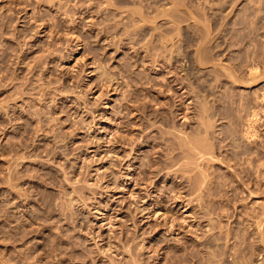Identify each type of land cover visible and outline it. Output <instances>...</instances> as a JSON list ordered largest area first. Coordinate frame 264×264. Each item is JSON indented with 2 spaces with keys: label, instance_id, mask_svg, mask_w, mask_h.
<instances>
[{
  "label": "rangeland",
  "instance_id": "1",
  "mask_svg": "<svg viewBox=\"0 0 264 264\" xmlns=\"http://www.w3.org/2000/svg\"><path fill=\"white\" fill-rule=\"evenodd\" d=\"M52 1L0 0V264H264V0Z\"/></svg>",
  "mask_w": 264,
  "mask_h": 264
},
{
  "label": "bare ground",
  "instance_id": "2",
  "mask_svg": "<svg viewBox=\"0 0 264 264\" xmlns=\"http://www.w3.org/2000/svg\"><path fill=\"white\" fill-rule=\"evenodd\" d=\"M10 1H12V0H10ZM27 1H29V0H27ZM42 1H44V3L46 2H52L53 3V1L52 0H42ZM61 1H63L62 2V6H63V4H64V1L65 0H60V3H61ZM70 1V0H69ZM71 1H75V6L76 7H72V6H74V4L71 6V5H68V7H72L73 9H75V8H77L78 6L77 5H79V7H80V5H81V3L80 2H86L87 0H71ZM89 1V0H88ZM91 1V0H90ZM125 2L127 1V2H133V3H136V4H138V9H132V12H130V14L132 13V15H136L135 17L134 16H132L131 15V17L132 18H136V19H138V20H140V21H145V19L146 18H148V17H150V15H148L147 14V10L148 9H150V11L152 10V9H155L153 12H156V10H157V6L159 5H157L156 6V4L159 2V1H161V0H124ZM170 1H173L174 2V4L175 5H177L178 6V4H179V2H181V1H179L178 0V4H177V1L176 0H170ZM15 2V1H14ZM23 2H24V0H23ZM40 2V1H39ZM66 2V1H65ZM83 2V3H84ZM33 3V2H32ZM43 3V2H42ZM59 3V4H60ZM67 3V2H66ZM171 3V2H170ZM27 4V3H26ZM160 4H162L161 2H160ZM173 4V3H172ZM183 4V3H182ZM53 5H55V4H53ZM57 5H58V3H57ZM90 5V4H89ZM61 5H59V7H60ZM64 6H65V4H64ZM63 6V7H64ZM81 6H83V5H81ZM78 7V8H79ZM85 7V6H84ZM175 6L173 5V7L172 8H174ZM66 8V7H65ZM72 8H66V9H72ZM90 8V7H89ZM136 8V7H135ZM176 9H177V7H175ZM12 9H14V8H12ZM81 9V8H80ZM84 9V8H83ZM86 9V8H85ZM159 9V8H158ZM169 9V8H168ZM167 9V10H168ZM60 11H61V9H59ZM68 10V11H69ZM79 10V9H78ZM67 11V12H68ZM72 11V10H71ZM149 10H148V12H149V14L152 12H150ZM64 12V11H63ZM66 12V11H65ZM64 12V13H65ZM163 13V11L161 10L160 11V13ZM172 12V11H171ZM174 12V11H173ZM158 13V12H157ZM148 16H147V15ZM154 14V13H153ZM152 13H151V15H153ZM164 14V13H163ZM163 14H161L160 16L162 17L163 16ZM170 14V13H169ZM171 15V14H170ZM173 15V14H172ZM179 15V14H178ZM130 16V15H129ZM159 16V13L158 14H156V15H154V16H151L152 18H148V20H149V22H150V19H151V22H152V20L153 21H155V19H157V17H160ZM168 16V15H167ZM175 17V16H174ZM182 17V16H181ZM171 18V17H170ZM159 19V18H158ZM147 20V19H146ZM147 20V21H148ZM175 20H177V19H174V21ZM181 20V19H180ZM173 21V20H172ZM55 27V26H54ZM72 29V28H71ZM232 75V74H231ZM253 111V110H252ZM253 113V112H252ZM254 113H256V112H254ZM257 113H258V111H257ZM208 116H210V115H208ZM256 117V116H255ZM209 118V117H208ZM205 119V118H204ZM203 120V119H202ZM211 120V119H210ZM209 119H205V120H203V121H199L200 122V124L201 125H199L194 131V133H195V135L194 134H192V135H190V134H187V135H185V137H183V134L179 137V133L177 134L178 136H175V138L177 139H175L174 141L175 142H173V144H172V142L170 143V144H172V145H167V147H169V149L171 150V152L173 151L174 152V150H178V152L176 153V154H172V155H170L169 156V159L171 160V163H173L172 161H175L173 164H171V165H175L176 163H178V161L182 158H184V160H186L185 162H184V164H183V162H182V164L183 165H181L184 169H182L181 167H178V168H176V169H174V168H172L173 170H174V172L177 170V171H180V170H186L187 172H189V170H191L192 168V166H195V165H192V164H196V162H194L193 161V159L195 158L196 159V157H194L195 155H198L199 156V158L201 159V157H204L205 155H207V154H211V152H212V150H214V148L216 147V142L215 141H217V142H220V138H218V137H216V136H212V134H211V132H210V127H211V125H212V123H211V121H210ZM241 120V119H240ZM251 120V119H250ZM249 122V121H248ZM251 123H252V121H251ZM255 124V123H254ZM254 124H250V126H251V131L249 132H247V130H246V132L247 133H249L250 134V139L253 137V140H255L254 138H256V133H255V129H254ZM144 125V124H143ZM249 127V126H248ZM250 128V127H249ZM248 128V130H250ZM181 134V133H180ZM249 134H247L248 135V137H249ZM258 137V136H257ZM171 139V138H170ZM253 140H251L252 142H253ZM173 141V140H172ZM222 141V140H221ZM253 144H255L254 142H253ZM256 146V145H255ZM214 147V148H213ZM213 148V149H212ZM254 148V147H253ZM256 150H254V151H252V149H251V151H252V153L251 154H253V155H251V154H249L250 152H247V154H249L250 156H251V160H250V158L249 159H247V160H250V161H248V163L249 162H251V163H253V161L252 160H254L255 161V158H256V156H258V155H260L259 153H261V150H258V147L257 148H255ZM249 151V150H248ZM208 155V156H209ZM248 155V157H250ZM198 156H197V158H198ZM237 155L235 154V157H236ZM166 157V156H165ZM194 157V158H193ZM210 157H211V155H210ZM258 158V157H257ZM256 158V159H257ZM194 159V160H195ZM207 159V158H206ZM206 159H204V161L206 160ZM203 160V159H202ZM208 160H209V158H208ZM207 160V161H208ZM258 160V159H257ZM198 161H201V160H198ZM197 161V162H198ZM203 161V162H204ZM149 162V161H148ZM202 162V161H201ZM200 162V163H201ZM256 162V161H255ZM259 162V161H258ZM199 163V162H198ZM244 163V162H243ZM181 164V163H180ZM202 164V163H201ZM207 164V163H206ZM264 164V163H263ZM167 165H169V164H167ZM169 166V167H172V166ZM190 165H192V166H190ZM199 165V164H198ZM253 164H251L250 166H252ZM254 166V165H253ZM252 166V167H253ZM149 167V166H148ZM196 167V166H195ZM199 167V166H198ZM198 167H196L197 169H198ZM255 167H256V164H255ZM255 167H253V168H255ZM263 167V166H262ZM150 168V167H149ZM168 168V167H167ZM258 168V167H257ZM193 169H195V168H193ZM170 170V169H169ZM257 170V169H256ZM154 171V170H153ZM156 171V170H155ZM167 171V170H166ZM171 171V170H170ZM194 171H196V170H194ZM194 171H192V172H194ZM254 171H255V169H254ZM157 172H159V171H157ZM157 172H154V173H157ZM169 171H167V173H168ZM173 172V171H172ZM256 172V171H255ZM184 173V172H183ZM201 173V172H200ZM203 173V172H202ZM169 174V173H168ZM171 174V173H170ZM186 174V173H185ZM203 175V174H202ZM182 176L184 177V174H182ZM188 176V175H187ZM191 177L189 176V179H190ZM188 179V178H187ZM203 179V178H202ZM202 181V180H201ZM200 182V181H199ZM196 190V189H195ZM178 193H180V191L178 192ZM181 194V193H180ZM176 197H178V196H176ZM257 203V202H256ZM263 210V209H262ZM259 212V211H258ZM264 212V211H263ZM255 218V217H254ZM258 220V219H257ZM262 224V222H260V220H259V225H261ZM173 222H171L170 224H169V226L170 227H173ZM168 226V227H169ZM257 228H259V226L257 227ZM261 230V229H260ZM170 231H172V230H170ZM262 240H263V242H264V223H263V229H262ZM259 235V234H258ZM261 235V234H260ZM221 236V235H220ZM259 237V236H258ZM227 242V241H226ZM261 242V241H260ZM252 247V246H251ZM249 251V250H248ZM213 254V253H212ZM234 254V253H233ZM260 254V253H259ZM232 256V255H231ZM233 257V256H232ZM238 258H239V256H238ZM247 258V257H246ZM132 259H133V257H132ZM235 259H236V257H235ZM211 260V259H210ZM245 260V259H244ZM212 261V260H211ZM213 262V261H212ZM223 262V261H222ZM225 262V261H224ZM211 263V262H210ZM209 263V264H210ZM238 263V262H237ZM242 263V262H241ZM247 263V262H246ZM133 264H136V262H135V260H134V263ZM212 264V263H211ZM221 264V263H220ZM225 264V263H224Z\"/></svg>",
  "mask_w": 264,
  "mask_h": 264
}]
</instances>
